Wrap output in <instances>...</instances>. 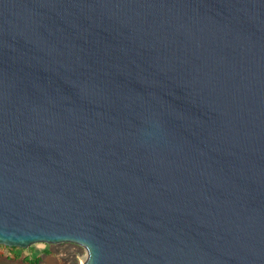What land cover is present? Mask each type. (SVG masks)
Masks as SVG:
<instances>
[{
    "label": "water",
    "instance_id": "95a60500",
    "mask_svg": "<svg viewBox=\"0 0 264 264\" xmlns=\"http://www.w3.org/2000/svg\"><path fill=\"white\" fill-rule=\"evenodd\" d=\"M84 264H264V0H0V246Z\"/></svg>",
    "mask_w": 264,
    "mask_h": 264
},
{
    "label": "rangeland",
    "instance_id": "374dc122",
    "mask_svg": "<svg viewBox=\"0 0 264 264\" xmlns=\"http://www.w3.org/2000/svg\"><path fill=\"white\" fill-rule=\"evenodd\" d=\"M8 248L0 246V264H27L23 262V259L34 255L41 258L39 264H84L88 258L87 250L74 243H38L27 249L19 248L16 253L20 254V259H15Z\"/></svg>",
    "mask_w": 264,
    "mask_h": 264
},
{
    "label": "trees",
    "instance_id": "16d2710c",
    "mask_svg": "<svg viewBox=\"0 0 264 264\" xmlns=\"http://www.w3.org/2000/svg\"><path fill=\"white\" fill-rule=\"evenodd\" d=\"M10 251H11V253L15 256V259H20L21 257H20V254H17L16 253V250H18L19 248H14V247H9L8 248ZM21 250V249H20ZM46 253L47 254H49V252L48 251H46ZM23 262L24 263H27V264H39L40 262H41V258L40 257H38V256H36V255H34V256H27V257H25L24 259H23Z\"/></svg>",
    "mask_w": 264,
    "mask_h": 264
},
{
    "label": "crops",
    "instance_id": "0c3cea01",
    "mask_svg": "<svg viewBox=\"0 0 264 264\" xmlns=\"http://www.w3.org/2000/svg\"><path fill=\"white\" fill-rule=\"evenodd\" d=\"M9 260V259H8Z\"/></svg>",
    "mask_w": 264,
    "mask_h": 264
}]
</instances>
